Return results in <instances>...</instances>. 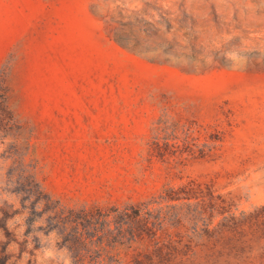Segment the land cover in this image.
I'll list each match as a JSON object with an SVG mask.
<instances>
[{"label": "rangeland", "instance_id": "obj_1", "mask_svg": "<svg viewBox=\"0 0 264 264\" xmlns=\"http://www.w3.org/2000/svg\"><path fill=\"white\" fill-rule=\"evenodd\" d=\"M2 97L0 264H264V0H0Z\"/></svg>", "mask_w": 264, "mask_h": 264}, {"label": "trees", "instance_id": "obj_2", "mask_svg": "<svg viewBox=\"0 0 264 264\" xmlns=\"http://www.w3.org/2000/svg\"><path fill=\"white\" fill-rule=\"evenodd\" d=\"M0 100H1V102H3V97L0 98ZM230 220L234 221V220H235V219H234V216H230ZM204 231H206V232H210L209 229H207V228H206Z\"/></svg>", "mask_w": 264, "mask_h": 264}]
</instances>
